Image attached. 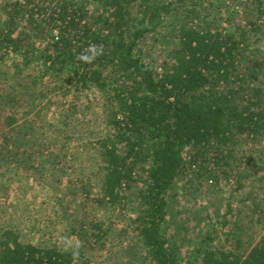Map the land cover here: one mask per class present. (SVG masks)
Returning a JSON list of instances; mask_svg holds the SVG:
<instances>
[{
    "label": "trees",
    "instance_id": "obj_1",
    "mask_svg": "<svg viewBox=\"0 0 264 264\" xmlns=\"http://www.w3.org/2000/svg\"><path fill=\"white\" fill-rule=\"evenodd\" d=\"M213 1L7 2L0 23V75L13 73L0 77V136L11 133L21 118L25 128L19 145L13 141L10 149L6 142L0 147V168L12 156L20 157L15 148L21 149L36 134L28 118L31 110L81 94L88 101V94L97 91L103 95L101 112L108 132L93 145L99 158L93 173L100 181L99 192L93 196L92 187L81 184L83 200L110 211H125V204L135 200L130 223L135 242L149 252L151 264H264V237L240 252L248 246L241 245L236 234L243 228L236 219H227L231 209L187 251L185 262L170 247L165 229L169 194L176 180L194 169L200 178L217 176L216 168L227 182L234 163L240 161L245 170L254 168L246 177L261 181V188L264 185V158H259L264 151L255 147L264 146V83L258 77L264 70L259 48L264 41V6L260 0H248L250 8L255 7L248 14L256 11L258 17L236 27L234 17L224 18L223 9L244 0ZM46 3H54L55 17L44 21L42 30L40 26L33 29L31 22L28 29L37 30V35L29 41L21 33V21L30 12V4L40 12ZM224 23L229 27H223ZM54 30L59 32L57 37L52 35ZM39 42L41 47L35 45ZM141 42H154L159 51L169 43L159 73L143 61L155 59L142 55ZM90 46L101 55L85 64L78 57ZM51 98H55L53 103ZM66 141L72 140L67 137ZM57 142L52 144L55 149L61 144ZM44 149L49 150V145ZM209 161L210 168L206 166ZM48 175L45 171L41 176L47 179ZM4 180L10 183L8 177ZM244 184L238 188L249 187L248 198H254L255 187ZM86 206L82 203L81 211ZM61 209L72 235L102 240L107 234L104 220H86L84 215L78 221L67 208ZM256 209L257 204L253 213ZM228 222L233 227L224 231ZM13 227L0 230V264L88 262L85 249L24 242Z\"/></svg>",
    "mask_w": 264,
    "mask_h": 264
},
{
    "label": "rangeland",
    "instance_id": "obj_2",
    "mask_svg": "<svg viewBox=\"0 0 264 264\" xmlns=\"http://www.w3.org/2000/svg\"><path fill=\"white\" fill-rule=\"evenodd\" d=\"M9 1L15 0H0V23L5 18L3 7ZM193 1L203 3V0ZM260 1L264 6V0ZM212 2L214 3L213 0ZM249 4L250 1L244 0L240 5L224 7V18L234 17L233 23L236 27L243 26L250 19L256 20L258 17L256 11L251 15L248 14V11L255 9L254 6L250 8ZM33 7L34 5H29L30 12H26L20 25L21 33H26L29 41H33L34 36L37 35V30L30 32L28 29L31 22L35 24L33 29L40 26L42 30L46 28L44 21H48L49 17H55L54 3L50 5L46 3L40 12ZM222 26L229 27L227 23ZM54 33L57 35L55 36ZM58 34V30L52 32L55 37ZM39 43L35 45L41 47L42 42ZM149 44L140 43L141 53L155 60L151 61L149 57H145L143 61H147V66L159 73L158 67L166 56L164 50L170 47L169 43L161 46L160 51L157 50L158 45L153 46L156 43L149 42ZM259 48L261 55L264 56V41ZM9 72L13 73V71L2 72L1 79H4ZM19 74L28 75L25 71ZM258 77L264 83V70ZM54 100L55 98H51L52 103ZM102 101L103 95L92 91L88 94V101L85 94H81L78 98L68 97L65 101L61 100L49 108H45L42 104L40 108L30 111L28 118L34 123L33 127L36 126V134L31 135L28 143L23 142L21 149H14L18 151L17 156L20 155L17 158L11 155L12 159L15 158V162L9 158L0 168V173L4 174L0 176V230L8 225L14 226L13 228L21 234L22 241L34 245L51 243L85 249L87 264H151L148 260L149 252L135 242L132 231L130 220L133 219L131 213L136 206L135 200L132 199L125 204V211H120L118 208L114 211L101 209L83 200L81 184L91 186L93 196H96L100 189L99 178L93 176L99 161L93 145L98 136L108 132L105 114L101 112ZM20 120L11 133L0 136V147L6 142L5 146L10 149L13 141L19 145L18 143L24 139L25 122L23 123L22 118ZM63 131L64 133L61 134ZM67 137L72 141H66ZM57 140H61L59 142L63 148H60V145L58 149L52 147L53 142ZM47 144L48 152L44 149ZM255 147L264 151V146L257 144ZM28 154L31 157L28 158ZM259 158H264L262 152H259ZM236 159L240 160V157ZM209 165L210 161L206 163V166ZM242 167L240 161L234 163L233 176L227 182L222 180L223 176L218 174L216 168L214 171L217 176L204 175L198 178L194 174L196 172L194 169V173L190 172L176 180L169 194L165 229L170 235V247L178 251L181 261H186L187 251H192L201 242L209 227L222 222L230 209L232 212L228 214L227 219L229 221L236 219L243 228L241 232H236L239 236L238 240L241 241V245L248 246L240 252L249 250L264 237V185L261 188V181L246 177L247 174L254 172L253 167L246 170ZM54 169L55 171L58 169L56 174ZM45 171L49 173L47 179L41 176ZM57 176L58 180H55ZM4 177L9 178V184ZM238 177L241 179L238 180ZM209 180H212V185L208 184ZM244 183L255 187L254 191L257 195L254 198H248L249 187L238 188ZM232 195L234 198L230 200L229 197ZM82 203L87 206L81 211ZM256 204L258 209L253 213ZM62 207L67 208V213L73 214L78 221L84 215L86 220H90V217L97 221L104 220L103 229L107 234L102 240L91 237L86 239L81 234L78 237L72 235L69 231V221L63 216ZM230 227L233 226L228 222L224 231Z\"/></svg>",
    "mask_w": 264,
    "mask_h": 264
},
{
    "label": "clouds",
    "instance_id": "obj_3",
    "mask_svg": "<svg viewBox=\"0 0 264 264\" xmlns=\"http://www.w3.org/2000/svg\"><path fill=\"white\" fill-rule=\"evenodd\" d=\"M99 55H101V51L95 46H90L85 52L81 53L78 58L85 64H91Z\"/></svg>",
    "mask_w": 264,
    "mask_h": 264
},
{
    "label": "built area",
    "instance_id": "obj_4",
    "mask_svg": "<svg viewBox=\"0 0 264 264\" xmlns=\"http://www.w3.org/2000/svg\"><path fill=\"white\" fill-rule=\"evenodd\" d=\"M54 35L56 36L57 33H54ZM208 184H209V185H210V184L212 185V180H209Z\"/></svg>",
    "mask_w": 264,
    "mask_h": 264
}]
</instances>
